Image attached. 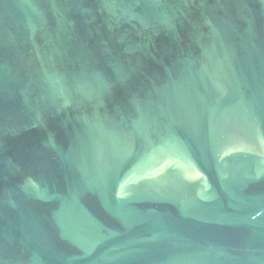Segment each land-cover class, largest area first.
Masks as SVG:
<instances>
[{
    "label": "water",
    "instance_id": "water-1",
    "mask_svg": "<svg viewBox=\"0 0 264 264\" xmlns=\"http://www.w3.org/2000/svg\"><path fill=\"white\" fill-rule=\"evenodd\" d=\"M0 264H264V0H0Z\"/></svg>",
    "mask_w": 264,
    "mask_h": 264
}]
</instances>
